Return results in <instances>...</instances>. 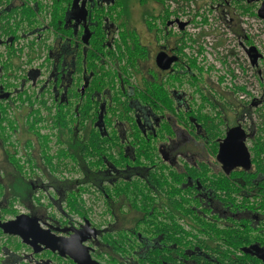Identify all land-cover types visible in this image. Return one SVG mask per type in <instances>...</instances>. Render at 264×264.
I'll return each instance as SVG.
<instances>
[{
	"label": "flooded vegetation",
	"instance_id": "af4514ba",
	"mask_svg": "<svg viewBox=\"0 0 264 264\" xmlns=\"http://www.w3.org/2000/svg\"><path fill=\"white\" fill-rule=\"evenodd\" d=\"M67 1L0 0V143L16 170L2 174L13 193L4 205L5 191L0 198L1 222L28 214L62 238L95 230L81 250L100 264H143L152 248L167 251L164 264H214L218 253L204 252L198 244L211 236H187L195 220H204L244 236L233 257L222 254L220 264H243L244 257L264 264V204L231 176L255 172L252 148L264 138V92L239 85L245 72L248 83L264 82V0H74L71 6ZM191 5L196 10L187 18L184 9ZM4 50L24 68L17 69L22 76L13 90L2 82ZM230 81L239 82L231 89ZM28 86L37 90L34 102L27 103L26 113L19 110L17 123H4L3 105ZM236 127L246 136L249 168H230L219 156L228 131ZM68 128L73 138L93 133L111 148L109 160L98 168L100 183L85 190L88 199L77 197L81 212L69 204L64 181L51 182L58 177L44 153L56 151V163L62 161L57 151L68 149ZM12 155L37 170L21 171L33 190L25 197L8 180L18 174ZM229 178L239 188L232 203L213 187ZM136 185L145 192L138 205ZM150 187L146 206L143 195ZM38 193H46L49 205L44 196L36 198ZM13 198L18 205L11 206ZM100 201L103 209L97 213ZM149 212L160 225L183 227L184 236L147 233ZM136 218L142 222L134 231ZM119 221L123 227L115 226ZM0 238V264H81L42 243L36 250L1 228Z\"/></svg>",
	"mask_w": 264,
	"mask_h": 264
},
{
	"label": "trees",
	"instance_id": "16d2710c",
	"mask_svg": "<svg viewBox=\"0 0 264 264\" xmlns=\"http://www.w3.org/2000/svg\"><path fill=\"white\" fill-rule=\"evenodd\" d=\"M73 2L74 0H68L67 4L71 6L73 5ZM59 8H60V4H57L56 10H59ZM5 20L7 21V18ZM18 67L19 69H21L20 66ZM89 108L90 107L85 108V113L88 112ZM210 124L212 123L210 122ZM2 129L3 128H0V130ZM68 130L72 134L70 133V137H69L70 139L68 140V149L66 151H68V154L72 155L71 157H73V159H76V156H77L79 159H76V160H79L80 162H82L81 164L83 165L82 168H83L84 175H85L83 181L87 183L89 182L90 184L93 183L94 185L97 186V184L100 183V180L98 179L99 174H97L99 173V171H98V168L97 167L94 168V166L103 165L104 160H109V157H110L109 150L111 148L106 147L103 139L98 136L93 135V133H90L89 135H87L85 139L81 140V139H78V137L73 138L74 131H72L71 128H68ZM66 151L62 150V153ZM252 151H253V155L255 156L254 157L255 166H256L255 172H250L247 170H240L239 172H234L231 176L238 183H241V184L245 183L247 187L252 188L256 193L255 197H259L261 199L259 200L258 203L264 204V157H263L264 156V138L261 137L260 139L254 142ZM90 155L95 156L97 158H95L96 159L95 162L92 161L88 165L86 163V159H88ZM10 160L13 161L18 174H15V177L10 176L8 180L11 183L13 180L12 178H16L15 182L18 183V186L16 185V183L14 185L13 184L11 185L14 186L16 190L17 189L19 190L21 196L25 197L27 196V194L29 195L30 193L33 192L32 187L30 186V183L28 182V179L26 178V176L25 175H24L25 177L22 176L21 174L22 172L19 170V167L17 166L18 162L15 160L14 156L10 157ZM48 162L52 164L51 159H49ZM60 163H62V161L61 162L59 161L56 164L55 168L57 170H59L61 167ZM259 172L262 175L260 177H257V174ZM155 177L156 176H152L153 178L151 179L152 182L156 181ZM239 177L242 179V181H238ZM236 181L231 182L230 178L221 179L219 180V182L214 183L213 187L216 191L219 190L221 194L224 192L227 202L232 203L235 201L236 195L239 193L238 192L239 188H237ZM134 189L136 191L139 190L138 193L134 195L135 197H133L134 199H136V201H134V204L138 205V203L140 202L138 200V195L140 193H145V192L143 191L141 192L138 185H136ZM106 190H107L106 193H109L107 187H106ZM149 190L150 191L147 192L148 194L146 193L143 195L144 198L146 199L145 202H147L146 206L150 205L151 202L149 201L152 198V196H150L152 194L151 192H153L151 187L149 188ZM69 192H70L68 194L69 204H71L76 209V211H79L80 209H78V207H80L79 206L80 202H78V198L75 196L74 192H71V191ZM2 195H3V186L0 184V198ZM245 199H247V197ZM150 215L151 214L149 212L148 217H147L149 220L146 221L147 226H148L146 230L147 233L156 235L159 232L164 231V235H170L173 237L176 234H180L184 236L185 231L183 227H179V225H177L176 223L160 225V223H158L157 220L149 218ZM135 221H136L135 227L133 228L134 231H136L137 228H140L139 227L140 225L138 224L139 222H142V220L137 219ZM193 224H194V227L192 228L190 232L187 233V236H194L196 240L201 239L200 235L201 236L207 235L208 237L209 236L213 237V238L209 237V240H212L211 244L210 242H208L209 240L205 241L203 239L200 240V242L198 241V244L204 252L210 251L211 253L212 252L218 253L217 255L212 256L213 258L216 259V260H211L214 262V264H220L219 262L221 261L222 254H224L223 259L227 256L228 259L230 260L229 254H230V257H233L231 256V254H234V250H238L240 246L242 245V242H243L242 238L244 236L240 235V233L234 228L228 227L223 230H220L216 225L208 224L204 222V220L203 221L195 220ZM119 236L122 237L123 236L122 233H119ZM207 242L209 243V246L206 245ZM224 246H226V249H223ZM165 252H162L158 250L157 248H152L151 250L147 252L145 258L142 259V262L143 264H164V261L168 260V257L165 255ZM242 259H245L243 264H255V259L251 258L249 261L247 260L246 257ZM258 261L260 264H263L261 260H258Z\"/></svg>",
	"mask_w": 264,
	"mask_h": 264
},
{
	"label": "rangeland",
	"instance_id": "374dc122",
	"mask_svg": "<svg viewBox=\"0 0 264 264\" xmlns=\"http://www.w3.org/2000/svg\"><path fill=\"white\" fill-rule=\"evenodd\" d=\"M184 10L188 13V14H184L185 17L190 18L192 16V14H194L196 8L192 7V5H191V8L186 6V8ZM196 13H197V11H196ZM196 17H198V15H196ZM201 18L202 17H198V20L201 21ZM2 62L4 64V75H3L2 82H3L4 86L6 87V89L13 90L14 87L19 86L20 78L22 75L19 74V76H17L18 75L17 69H19V68H17V66H16L17 63L14 60L12 54L8 50H4L2 52ZM22 69H24V68L21 67L20 70H22ZM245 74H246V72L244 73V78L242 79L243 81H241V83H239V85L244 84V85H246L247 89H250L251 87H256V89H258V91H259V94L261 95L264 92V82H262V81H261L262 83H260V82L254 83L253 82L254 84H250V83H248L249 81L246 79ZM230 82L228 83V87L233 89L234 85H236L239 81H237V83L235 81H230ZM248 86H250V88H248ZM36 94H37V90L28 86L25 90L24 95L17 96L15 98V100L12 103H10L9 105L7 103L5 105H3L2 110L4 112V118H5L4 123L11 122L10 119L14 120V117H17V113L19 112L20 109H23L24 110L23 113H26L27 107H28L27 103L30 104L31 102H34ZM238 94H239V91H238L237 95ZM236 97L241 102L240 98H238V96H236ZM259 116L255 117V121L257 118H259ZM14 123H17V120H14ZM65 148H63L62 150H65ZM62 150L57 151L58 156H62L61 160L63 161L62 163H60V165H61L60 171L62 172L60 174H56V173H58V170L55 168L56 164H57L56 159H54V157L57 155L56 151L47 150V149L44 151L45 154H48L51 156L52 164H50V166H51L50 170L52 171V175H55V177H58V178H51V182L54 183V185H57L59 182L63 183L62 181H64V186L67 187V190L74 192L76 197L83 196L84 198L88 199L89 194H87V192H85V190H89L91 185L89 182L86 184H83V185L81 184L82 179H84V175H81L84 173L79 168V167L82 168V166H83L81 164L82 162H80L79 160L77 161L76 159H73V157H71L72 155L68 154V151H66V150H65L66 152L62 153ZM61 153H62V155H61ZM18 156H19V154H17L16 157H18ZM95 158H97V157L90 155V157L88 159H86V163L89 165L92 161L95 162V160H96ZM17 160H19L17 166L19 167L20 171H22V172L23 171H28V172L37 171L36 169L35 170L33 169L34 163H27L24 160L20 159V157ZM95 165H97V164H95ZM101 166L102 165L94 166V168H96V167L99 168ZM5 171L6 172H12L15 170H13L12 167L10 166V164L6 161L4 150H3V147L0 143V176H1L0 178L3 181V183H2L4 186L3 191H5L4 196L1 199V204H3V205L8 200V198L11 197V195L13 193L11 190L8 189L7 181H6L5 177L2 176L3 172H5ZM77 181H79V183H77ZM13 182L14 181L12 180L10 185ZM52 195H53V197H57V195L56 196H54V194H52ZM39 196H44L43 203H46L49 205L50 200L46 199V197H47L46 193H43V194L38 193L36 195V198ZM14 204H17V205L19 204L18 199H16V198L12 199L11 206ZM22 206L23 205H21L20 208H22ZM51 206H53V205H51ZM102 209H103V204H102V201H100L99 205L96 204V210H97L96 212L99 213ZM51 211H52L51 213H56V210L54 207H52ZM121 223L122 222L119 221L118 224L115 226L119 227V228L123 227V224H121ZM11 238H13V240H15V242H17L20 245V247L23 246V243L20 240L17 241V237L12 236ZM1 240L2 239L0 238V242H1ZM48 253L49 252H45V254L50 255ZM1 256L2 255L0 253V258H1Z\"/></svg>",
	"mask_w": 264,
	"mask_h": 264
},
{
	"label": "water",
	"instance_id": "95a60500",
	"mask_svg": "<svg viewBox=\"0 0 264 264\" xmlns=\"http://www.w3.org/2000/svg\"><path fill=\"white\" fill-rule=\"evenodd\" d=\"M261 16L264 17L262 12ZM7 96L8 93H5L4 97L6 98ZM245 138L243 130L239 127L228 131L219 149V156L225 166L230 168H249L251 165V154L245 143ZM84 227L87 228L88 224ZM0 228L5 233L19 235L24 242L32 244L36 250H39L38 243H42L53 250H59L62 255L70 254L81 264H100L90 259L85 250H81V247L84 248L81 245L82 242L91 234L96 235L95 230H91V233L81 230L77 231L71 238H62L51 234L49 230L41 228L36 218L26 214L17 216L15 220L6 222H1L0 220Z\"/></svg>",
	"mask_w": 264,
	"mask_h": 264
},
{
	"label": "bare ground",
	"instance_id": "6f19581e",
	"mask_svg": "<svg viewBox=\"0 0 264 264\" xmlns=\"http://www.w3.org/2000/svg\"><path fill=\"white\" fill-rule=\"evenodd\" d=\"M258 48V47H257ZM259 49V48H258ZM248 54V53H247ZM250 54H251V52H250ZM263 55V54H262ZM264 59V58H263ZM256 60H258V59H256ZM208 69V68H207ZM212 70H214V69H212ZM18 208V207H17ZM28 215V214H27ZM34 217V216H33ZM11 235V234H10ZM30 246V245H29ZM7 251V250H6ZM9 252H11V251H9ZM36 253V252H35ZM32 254V253H31ZM31 256V255H30ZM22 263V262H21ZM40 263H41V261H40ZM23 264V263H22ZM27 264V263H26Z\"/></svg>",
	"mask_w": 264,
	"mask_h": 264
}]
</instances>
